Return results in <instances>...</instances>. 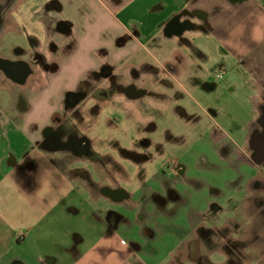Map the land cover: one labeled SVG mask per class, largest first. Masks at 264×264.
Returning <instances> with one entry per match:
<instances>
[{"label": "rangeland", "instance_id": "obj_1", "mask_svg": "<svg viewBox=\"0 0 264 264\" xmlns=\"http://www.w3.org/2000/svg\"><path fill=\"white\" fill-rule=\"evenodd\" d=\"M48 1L21 0L17 4L10 13L8 30L0 37L2 58H24L27 55L21 50L33 51L36 46L47 51L48 47H43V42L45 23L51 17ZM160 1L127 0L123 10L114 13L106 2L98 4L93 0V7L101 16L97 26L93 27L96 35L91 37L93 39L85 53L83 44L82 53L68 59L66 69L72 70L75 65L77 70L82 65L98 66L103 56L101 51L96 52L106 46L119 24L127 23L130 17L141 22L146 36L161 33L163 19L170 9L160 13L149 11ZM167 1L171 3L173 0ZM80 30L77 29L78 34ZM186 36L205 54L199 53L194 57L189 50L184 51L185 46H176L180 57L172 55L170 64L174 68L169 67L175 71V76L165 78L159 72L157 83L152 76L141 75L132 67L142 64L155 74V67L167 58L159 48H151L144 40L138 44L140 50L135 56L123 58L121 54L117 55L124 61L121 71L127 69L121 76L125 84L120 86L122 93H117L112 87L108 90L109 99L100 102L102 106L98 107V112L90 109L89 116L85 114L84 123L78 126V132L90 140V150L95 159L68 162L67 165H72L71 170L67 174L63 172L59 178L66 175L69 179L76 175L73 177L77 178L76 183L66 181L55 186L49 181L48 171L39 175L44 177V181L37 194L47 201L45 212H57L49 214L47 219L45 217L44 224L56 220L59 213L62 221H68L81 232L91 225H98L87 218L96 197L83 191L78 183L80 177L130 192L145 189L159 170L171 173L174 162L220 165L221 172L208 171L206 175V181H217L222 192L216 204L219 210H210L202 218L195 214L187 217L186 212H179L174 217L163 219L162 225L171 228L172 234L163 236L166 252L155 255L153 261H162L157 264H264V227L259 206L263 205V196L252 190L254 181L259 183V187L264 186V162L258 164L252 159L249 145L250 134L258 126L257 119L264 106L263 83L259 86L256 77L242 67L233 51L224 52L215 35L188 29ZM168 42L170 47L174 46L173 40ZM67 73L65 70L61 75L57 74L59 76L51 79L50 88L41 92L39 87L48 79V71L37 78H30L23 85L14 83L0 72V202L5 209L9 201L18 203L20 194V188L3 171L7 153L20 158L26 150L36 152L30 148L34 140L28 130L30 119L38 118L40 114L41 117L43 114L49 117L51 105L60 98L59 92L67 81ZM23 98L26 99L25 109L20 107ZM92 102L88 103L89 106ZM218 127L226 130L227 140L231 143V153L225 158L217 153V148L213 149L215 152L211 150L212 131ZM241 175L242 180L239 179ZM65 197L67 205L64 207ZM101 203L103 208L118 206L105 198ZM73 204L88 215L84 218L69 217L65 210Z\"/></svg>", "mask_w": 264, "mask_h": 264}, {"label": "crops", "instance_id": "obj_2", "mask_svg": "<svg viewBox=\"0 0 264 264\" xmlns=\"http://www.w3.org/2000/svg\"><path fill=\"white\" fill-rule=\"evenodd\" d=\"M56 1L62 5V11L55 12L51 9V17L45 23L44 29L43 47L48 48L46 52L44 48L40 49L51 62L52 69L48 81H43L39 90L43 92L49 89L51 79L66 70L69 76H66L67 81L59 92L58 101H61L67 91L76 90L83 81L92 78L104 64L113 67L112 74L117 75L118 82L125 86L121 76L127 69L121 71V63L124 61L119 60L117 55L121 54L123 58L135 56L140 50L138 44L144 40L149 42L151 48H159L167 58L164 56L166 59L159 62V67H155V74L150 73L142 64L133 66L132 69H137L141 75L152 76L154 83L159 80V72L164 77L175 76V71L169 67H173V64H170L172 55L180 57L177 55L180 50L176 49V46H185L184 51L189 50L194 57L199 53L205 54L186 36L188 29L215 35L217 42L224 47L221 49L224 52L233 51L234 57L242 62V67L256 77L259 86L263 83L264 88V0H173L171 3L161 0L159 4L149 8V11L158 13L170 9L163 19L164 26L161 33L146 36L141 22L136 17H130L127 23L119 24V28L109 36L102 50L98 52L93 50L96 53L102 52L103 60L100 64L94 67L82 65L78 70L76 65L72 70L66 69L68 59L82 53L83 44L86 49L82 51L87 50L93 39L91 37L96 35L93 27L97 26L101 16L94 9L95 3H91L93 0ZM95 1L98 4L106 2L110 9L115 11L114 13H120L127 0ZM184 20L203 27L187 26L178 32L170 25L171 21ZM58 21H66L69 25L60 26ZM79 28L81 30L78 34ZM169 40L174 41L173 47L169 46L171 45ZM108 81V78L102 80L106 90L109 89ZM122 89L117 90V93L121 94ZM108 97V93L103 96L105 101L109 99ZM51 107L50 113L57 106L51 105ZM37 117L30 119L28 127L31 138H34L33 142L48 122L45 114L43 117L41 114ZM227 136L226 130L219 127L213 130L211 135L213 139L211 150L215 152L213 149L217 148V153L223 158L231 153V143L227 140ZM248 161L253 166V162L250 159ZM71 166L50 165L48 173L51 176L49 179L51 184L56 186L66 181L70 184L76 183L77 178H73L76 177L75 174L72 179L70 177L67 179L66 175L59 178L64 175L63 172L67 174ZM180 166L182 173L178 179L175 168H172L169 174L159 170L155 179L145 185V189L130 192L108 184H96L80 177L79 186L86 194L96 197L95 203L89 207V215L75 204L69 206L65 212L69 217L76 218L77 216L84 218L88 215L87 218L93 219L98 224L91 225L85 232L78 231L68 221H62L59 213L56 215L58 217L56 220L46 221L44 224L45 217L47 219L49 214L57 213L45 212L44 204L47 201L37 194L44 177L37 176L30 183H26L15 175V170L11 169L10 165L3 166L6 177L13 179L20 188V194L18 203L12 204L9 201L7 209L0 202V264H157L162 262L161 260L154 262V257L163 251L166 252L163 236L172 234L171 228L162 225V220L174 217L179 212H186L187 217L195 214L196 217L202 218L208 211L216 208L222 194L218 189L217 181H206L208 171L219 173L222 166ZM42 175H45V172ZM242 178L243 175L239 177L240 180ZM254 182H252V190L255 189L256 192H260V196H264V188ZM29 186L31 188L27 189ZM114 190L120 191L122 194L120 198L114 197L111 193ZM103 198L118 206L103 208L101 203ZM64 199L62 205L65 207L66 197ZM259 206L262 212L264 206L261 204ZM63 216L65 217V213ZM110 218L117 220L116 226L109 225ZM27 226L29 229H23Z\"/></svg>", "mask_w": 264, "mask_h": 264}, {"label": "flooded vegetation", "instance_id": "obj_3", "mask_svg": "<svg viewBox=\"0 0 264 264\" xmlns=\"http://www.w3.org/2000/svg\"><path fill=\"white\" fill-rule=\"evenodd\" d=\"M18 3H20V0H0V37L8 30L10 13L16 8ZM47 5L50 13L51 9L55 12L62 11V5L56 0L48 1ZM58 24L65 27L69 25L66 21H58ZM170 25L178 32H181L187 26L203 27L202 25L196 26L188 20L171 21ZM183 40L186 41V39ZM37 47L33 51L21 50V52L27 55L24 58L9 60L0 56V72L14 83L22 85L26 84L30 78H37L45 71H48L50 74L52 69L51 62L47 59L44 52ZM112 69L111 65H102L99 72L94 73L92 78L83 81L76 90L67 91L61 101L57 100V102L52 104L57 106L56 109L51 111L48 122L43 126L39 137L30 147L31 151L36 149V152L31 153L26 150L20 158H16L14 154L7 153L9 155L7 156L6 165H10L11 169L15 170V175L18 178L23 179L26 183H30L33 178L48 171V165H61V167H64L68 162L72 163L76 160L91 161L95 159L94 154L90 150V140L78 132V126L80 127L84 123L85 114L98 112V107L102 106L100 102L105 101L103 96L109 93L108 90H111L112 87H114L115 91L121 88L118 76L112 74ZM26 73L29 74L24 78ZM104 78L109 79V89L107 90L102 83ZM90 101L94 102L89 106L88 103ZM87 105L89 109L85 110ZM20 107L26 108L25 98L21 100ZM173 165V169H176V178L178 179L182 173L180 165L183 164L174 162ZM111 193L115 198H120L122 195L119 190H114ZM262 202L264 205V196ZM108 222L112 227L117 225V220L114 218H110ZM262 227H264V208L262 210ZM262 229L264 230V228Z\"/></svg>", "mask_w": 264, "mask_h": 264}, {"label": "water", "instance_id": "obj_4", "mask_svg": "<svg viewBox=\"0 0 264 264\" xmlns=\"http://www.w3.org/2000/svg\"><path fill=\"white\" fill-rule=\"evenodd\" d=\"M26 73L24 78L28 76ZM258 126L254 128L249 137V145L252 150V159L260 164L264 162V106L260 110L257 119Z\"/></svg>", "mask_w": 264, "mask_h": 264}]
</instances>
